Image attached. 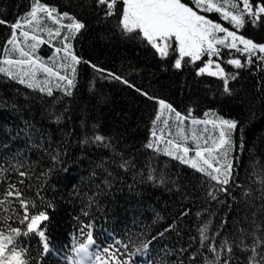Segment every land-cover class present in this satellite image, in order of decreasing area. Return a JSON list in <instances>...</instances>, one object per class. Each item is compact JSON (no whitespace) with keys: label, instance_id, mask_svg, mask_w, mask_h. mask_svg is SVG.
Segmentation results:
<instances>
[{"label":"trees","instance_id":"16d2710c","mask_svg":"<svg viewBox=\"0 0 264 264\" xmlns=\"http://www.w3.org/2000/svg\"><path fill=\"white\" fill-rule=\"evenodd\" d=\"M31 2L0 0V19L14 23L26 16ZM40 2L57 9L53 15L60 23L38 14L43 31L24 25L22 30L30 36H18L19 46L32 52L36 42L31 35L40 36L45 43L32 56L69 79L73 73L67 66L76 72L73 86L44 72H37L35 80L25 77L28 65L4 62L26 58L11 45L5 51L11 30L0 25V68L6 70L0 72V240L11 238L0 258L3 264H9L12 249L22 253L24 264H250L253 240L264 241V61L257 59L264 54L257 53L247 64L246 53L217 45L220 55L211 57L208 70L218 72L219 63L224 75H197L209 57L194 63L184 57L181 68H175L180 57L174 47L162 57L139 37L121 31L122 3H117L114 15L106 16L105 6L96 0ZM183 2L191 5V0ZM65 12L85 25L67 41L78 64L71 55L55 52L63 48L62 37L69 35L61 27L72 22L60 19ZM201 14L238 36L264 43V15L255 23L245 16L243 27L236 29L219 13ZM56 28L61 37H49L48 30ZM229 59H240L245 66L237 69ZM160 100L185 119L179 121L175 112L162 109ZM193 119L200 123L193 124ZM219 119L237 122L227 155L233 166L227 193L219 191L222 185L210 176L176 158L188 147L184 158L206 167L195 151L212 148L204 158L222 172L226 161L219 155L224 149H217ZM96 136L103 139L97 141ZM149 142L152 148L146 146ZM9 185L23 193L27 210L15 197L5 196ZM40 212L48 219L29 231L30 217ZM205 226L206 240L200 231ZM89 233L94 243L86 254L79 253ZM225 242L231 252L220 250ZM213 245L219 260L210 251ZM255 260L264 264V244L257 246Z\"/></svg>","mask_w":264,"mask_h":264},{"label":"snow or ice","instance_id":"6c2138e0","mask_svg":"<svg viewBox=\"0 0 264 264\" xmlns=\"http://www.w3.org/2000/svg\"><path fill=\"white\" fill-rule=\"evenodd\" d=\"M98 5H103L106 8L105 15L112 16L115 14V8L117 3H122L123 7L120 14L119 26L121 31L125 35H134L139 37L141 40L146 42L151 48L155 49L157 53H159L162 57L168 55V49L173 48L178 51L179 57L175 60V68H181V60L184 57L190 58V62H195L201 60L203 56L209 57L204 67H200L197 75L203 74L206 71L209 75H224V69L220 67V64H216V68L219 70L209 71V67L213 64L212 56L219 57L220 49L217 45H222L225 48L235 49L237 52L246 53V63L251 64L253 62L252 57L257 56V53L264 54V43H256L252 39L245 38L244 36H238L236 31H231L228 28L224 27L221 23L215 22L212 19L208 18V16L203 15L201 13H219L221 18L224 21L232 24L236 29L243 27L245 24V16L250 18L252 23L259 21L264 15V2L255 3L254 0H237V2H232V0H223L221 3L220 0H191V5L189 3L183 2V0H96ZM230 7L234 11L228 10ZM57 9L49 7L40 2V0H32L30 5V11L27 12L26 16L20 17L14 23L9 24L5 19H0V25H6L10 28V37L6 40L5 51H7V46L11 45L13 51H19L21 57H25L26 59L20 60H6L5 63L17 64V65H28L30 71L24 72L25 77H29L31 80H35L37 72H44L51 76H56L59 80L67 81V85L73 86L74 84V74L76 72V68L74 66L71 67V72L73 73V79H69L64 75H61L59 72L55 71L52 67H48L47 64L39 61V58H34L32 56V52H35L36 48L40 44H44L45 41L37 35H31V40L36 43L31 45L32 52L25 51L22 47L19 46L18 36L24 37L25 40L29 38L30 32L24 31L22 28L24 25L35 26L36 31H43V26L41 25V17L38 14H45L46 19L52 20L53 23L59 24L60 20L57 19L53 13H56ZM68 18L72 22L67 25H61L68 30L69 35H65L61 39V43L63 44V48H56L55 52L60 53L63 51L65 53V57L71 55L69 53L70 45L67 43L70 36H74L81 29L85 27V25L75 18L69 16L68 13L60 14V19ZM218 33H224V36H218ZM49 37L53 35L55 37H61L60 28H56L53 32L52 29L48 30ZM231 38V42L229 41ZM237 41H239L243 48L237 47ZM257 59L264 61V55L257 56ZM71 60L73 64L80 63V60L75 56L71 55ZM227 63L230 65H234L237 69L244 67L245 63H242L240 59H229ZM61 68H65L66 65L61 64ZM95 67V66H93ZM4 68H0V72H5ZM7 75L11 78L15 79L11 72H7ZM112 75V74H109ZM117 80L121 78L118 76L114 77ZM235 79V76L232 77ZM19 82L21 84L25 83L24 78H20ZM127 83V81H124ZM225 93L230 92L228 88V80H224ZM131 86V85H130ZM28 87H39L38 83H28ZM59 87V85H57ZM41 91H44L43 88H40ZM137 91H140L137 89ZM48 95H52V89H47ZM67 95H71V92H67ZM143 95H147V93H142ZM161 108H167L172 112H175V117L179 121H183L185 117L181 115L180 112L176 111L170 104H166L163 100L159 101ZM189 115H191V110H189ZM207 115V113L205 114ZM160 120V115L158 114L153 121L155 124L156 121ZM193 124H198L200 121L193 119ZM207 123V121H205ZM164 124L167 126L168 121L165 120ZM219 126L221 131L219 132V144L217 145V149H224L223 152H220L219 155L225 159V164L223 165V171L218 167H214L212 163H210L209 159L204 158V153L207 152L211 154L214 149L212 148H203L197 149L195 151V156L199 157L203 161L204 166L197 165L195 160H187L184 157L188 155L190 149L188 147H183L182 156L176 157L180 159L185 164H191V167L197 169L198 172L205 173L213 181H216L218 184L222 185L219 191H223L227 193L229 191L227 185L230 183L231 173H232V163L227 161L228 152L231 151V133L233 130L237 128V122L229 119H219ZM152 136L155 137V131L152 132ZM195 138V137H194ZM95 139L97 141H101L103 138L100 136H96ZM167 143L169 145L173 144V141L168 140ZM228 146L225 148V146ZM148 148H152L153 144L149 142L146 145ZM176 148H180L179 145H175ZM166 154L172 155V153L168 150H165ZM207 169H212L211 172L207 171ZM213 172L219 173V175H214ZM25 173L21 172L20 176H24ZM223 177L221 179L220 177ZM23 183V181H20ZM10 190L5 194L6 197H15L19 200L22 207L27 210V203L22 199L23 193L16 188L15 185H9ZM212 195V194H210ZM215 199V196H212ZM4 203V201H0V204ZM25 219H29L28 215H25ZM48 217L44 212H40L38 215H32L30 217L31 222L27 225L29 231L34 230V226H38L41 220H47ZM23 222V221H22ZM12 231L19 233L18 229H13ZM202 239H207L206 232L207 226L202 228L201 230ZM39 235L41 237L44 236V232L40 231ZM88 244L81 243L79 249L77 250L79 253H87L88 245L94 243L91 234L89 233ZM6 243H11V238H6V240H0V258L4 257ZM260 244H264V241L254 239L253 247L251 249L254 254L252 259L250 260V264H258L255 260V254L257 253V246ZM145 249L147 245L143 246ZM45 250H47V244L44 245ZM221 251L231 252V247L228 246L227 242L220 246ZM104 252H108L109 250L105 248ZM216 255V259L219 260L220 252L217 250V247L213 245L210 248ZM98 258V257H97ZM9 264H24V260L22 258V253H17L14 249L10 250V256L7 258ZM0 264H3L2 260H0ZM90 264V262H89ZM120 264H128V261H121ZM213 264H216L213 261ZM223 264H228L225 260Z\"/></svg>","mask_w":264,"mask_h":264}]
</instances>
